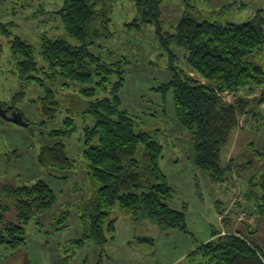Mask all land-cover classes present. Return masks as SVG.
Segmentation results:
<instances>
[{"label": "rangeland", "instance_id": "374dc122", "mask_svg": "<svg viewBox=\"0 0 264 264\" xmlns=\"http://www.w3.org/2000/svg\"><path fill=\"white\" fill-rule=\"evenodd\" d=\"M61 7L60 0H0V25L9 24L14 35L34 46L39 53L35 74L42 79L41 83L25 82L14 75L16 65L9 39L0 35V103L21 112L26 123L0 116V203L8 209L5 219L9 222L17 217L19 199L27 191L24 188L45 182L57 198L46 212L33 211L25 225L27 242L22 249L14 252L6 245L0 246V264H176L185 260L199 242L208 240L214 230L224 234L230 227L256 245L264 258V212L259 210L262 191L254 184L257 171L264 172V84L218 92L224 104H241L243 109L222 149L223 166H229L226 178L213 182L194 164V143L177 121L172 91L156 92L160 84L172 78V64L190 78L208 82L189 66L184 48L171 45L174 59L170 60L155 27H124L135 15L132 0L118 1L114 15L116 34L102 43L100 53L111 61H128L124 67L125 85L119 92L122 108L135 116L142 128L154 131V138L163 145L160 167L174 190L169 203L185 212L187 231L161 229L147 217L133 219L115 207L114 237L103 246L86 238L88 230L81 221L80 206L94 189L82 155L83 125L77 126L72 137L59 138L68 155L76 160V169L65 172L41 166L38 155L42 146L54 141L50 136L54 129L66 128L65 121L72 115L67 108L77 105L75 96H84L85 88L96 89L91 100L110 96L111 85L104 90L97 86V78L94 83L83 85L48 75L52 71L40 55L44 40L68 37L57 12ZM191 13L233 23L260 15L264 27V0L162 1L166 31L174 32L182 16ZM263 61L264 50L253 54V63ZM12 101L17 105H12ZM44 106L51 108L52 116L45 113ZM12 115L7 113L9 118ZM85 123L91 124L90 118ZM78 239L86 242L73 248L72 243Z\"/></svg>", "mask_w": 264, "mask_h": 264}, {"label": "trees", "instance_id": "16d2710c", "mask_svg": "<svg viewBox=\"0 0 264 264\" xmlns=\"http://www.w3.org/2000/svg\"><path fill=\"white\" fill-rule=\"evenodd\" d=\"M60 1L62 7L57 12L68 37L44 40L40 55L52 71L48 75L83 85L94 83L97 78L99 88L105 90L111 85V95L91 100L96 89L85 88L84 96H75L77 105L67 108L73 116L66 119V128L51 132L54 141L42 146L39 164L65 172L76 169V160L68 155L59 138L72 137L77 126L83 125L82 155L88 163L94 189L93 195L80 206L81 221L88 230L86 238L103 246L114 237L115 207L133 219L147 217L161 229L186 232L185 212L169 203L174 190L160 167L163 145L154 138V131L142 128L136 117L122 108L119 92L125 85L124 67L128 61L126 58L111 61L100 53L102 43L116 34L114 15L120 0ZM162 1L132 0L135 15L124 27L128 30L143 25L155 27L159 43L170 60L174 59L171 45L184 48L189 66L208 82L194 80L172 64V78L160 84L156 92L172 91L177 121L194 143L195 166L213 182L220 183L229 170V166H223L222 149L237 126L243 107L224 104L218 92L264 84V61L252 62L253 54L264 50L263 19L258 15L233 23L191 13L182 16L174 32H169L163 25ZM0 35L9 39L16 65L14 75L25 82L41 83L42 79L35 74L39 53L34 46L14 35L9 24L1 23ZM2 52L0 45V58ZM12 105H17L16 101ZM50 109L44 106L45 113L52 116ZM86 118H90L91 124L85 123ZM254 176L257 182L250 181L262 191L259 210L264 212V172L257 171ZM24 189L27 191L19 199L14 221H6L8 209L0 203V246L6 245L14 252L26 245L25 225L33 211L46 212L57 200L48 183L38 182ZM85 242L75 240L73 248H80ZM176 264H264V258L256 245L230 227L224 234L214 230L211 238L199 242L185 260Z\"/></svg>", "mask_w": 264, "mask_h": 264}, {"label": "water", "instance_id": "95a60500", "mask_svg": "<svg viewBox=\"0 0 264 264\" xmlns=\"http://www.w3.org/2000/svg\"><path fill=\"white\" fill-rule=\"evenodd\" d=\"M12 109V106L10 107H7V108H4L2 106V104L0 103V116H2L3 118L7 119V120H12L13 122L15 123H19V124H24L26 125V123L24 122L23 120V116H22V113L21 112H16L14 111L13 115H12V118H9L7 116V113L9 112V110Z\"/></svg>", "mask_w": 264, "mask_h": 264}, {"label": "flooded vegetation", "instance_id": "af4514ba", "mask_svg": "<svg viewBox=\"0 0 264 264\" xmlns=\"http://www.w3.org/2000/svg\"><path fill=\"white\" fill-rule=\"evenodd\" d=\"M14 111H15V110H10L9 112H12V113H14Z\"/></svg>", "mask_w": 264, "mask_h": 264}, {"label": "crops", "instance_id": "0c3cea01", "mask_svg": "<svg viewBox=\"0 0 264 264\" xmlns=\"http://www.w3.org/2000/svg\"><path fill=\"white\" fill-rule=\"evenodd\" d=\"M211 238V237H210ZM206 241V240H205Z\"/></svg>", "mask_w": 264, "mask_h": 264}]
</instances>
